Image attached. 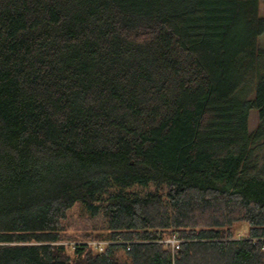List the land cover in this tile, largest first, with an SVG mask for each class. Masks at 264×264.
<instances>
[{"label":"trees","instance_id":"trees-1","mask_svg":"<svg viewBox=\"0 0 264 264\" xmlns=\"http://www.w3.org/2000/svg\"><path fill=\"white\" fill-rule=\"evenodd\" d=\"M259 1L0 0V264H264Z\"/></svg>","mask_w":264,"mask_h":264},{"label":"rangeland","instance_id":"rangeland-1","mask_svg":"<svg viewBox=\"0 0 264 264\" xmlns=\"http://www.w3.org/2000/svg\"><path fill=\"white\" fill-rule=\"evenodd\" d=\"M258 12H259V16L264 19V2L263 1H259L258 3ZM256 43L259 46V48L264 49V32L260 36H258ZM257 119H258V111L256 109H250L249 114H248V121H247L248 129L250 132L256 129Z\"/></svg>","mask_w":264,"mask_h":264},{"label":"built area","instance_id":"built-area-1","mask_svg":"<svg viewBox=\"0 0 264 264\" xmlns=\"http://www.w3.org/2000/svg\"><path fill=\"white\" fill-rule=\"evenodd\" d=\"M165 243H166V244H169V245L171 246V248H173V247H174V244L176 243V240H175L174 237H173L172 239L165 241ZM92 244H93V246H94L99 252L102 251V249H103V247H102V246H103L102 243H92Z\"/></svg>","mask_w":264,"mask_h":264}]
</instances>
